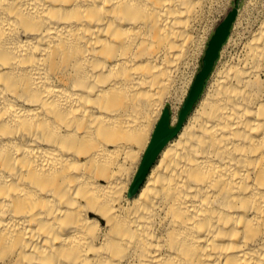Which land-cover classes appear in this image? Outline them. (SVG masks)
<instances>
[{
	"label": "bare ground",
	"instance_id": "1",
	"mask_svg": "<svg viewBox=\"0 0 264 264\" xmlns=\"http://www.w3.org/2000/svg\"><path fill=\"white\" fill-rule=\"evenodd\" d=\"M218 4L0 0V264H264V0L128 193Z\"/></svg>",
	"mask_w": 264,
	"mask_h": 264
},
{
	"label": "rangeland",
	"instance_id": "2",
	"mask_svg": "<svg viewBox=\"0 0 264 264\" xmlns=\"http://www.w3.org/2000/svg\"><path fill=\"white\" fill-rule=\"evenodd\" d=\"M238 1L239 0H220V4H218L219 7L217 6L218 7L217 8L216 6H214L213 10H211L212 12L208 14L209 17H207V19L203 23L202 28L199 29L198 47H197L196 51L194 52L193 56L191 57L188 65L184 71L182 78L180 79V85L178 87L176 100H175L177 102L174 101V103H172V102L166 103V105L162 111V114L160 116V118H161L162 115L165 113V116H166L165 117V119H166L165 120L166 121L165 126L168 130L174 132V134L171 137H169L165 141V143L177 133L182 122L188 118V116L191 114L193 109L196 107L198 101L202 98V96L206 92V90L210 84L211 75L215 71L216 67H218L219 62L223 59L225 60L229 56V54L231 52V45L229 44V38L232 36H235L236 34H239L238 32H235L234 30H232V24L234 22L235 17L238 16V13L241 12L242 7L249 2V0H242L241 3L238 4V7H236ZM235 9H236V12H235ZM253 9H251V12L254 11ZM226 23H227V25L225 27L226 28L225 29V35L215 50L214 58L210 62L207 73L204 75V77L200 81L198 92H197L196 96L194 97V99L188 105V108L184 112V114L182 115L181 120H179L180 111H181V109H182V107H183V105L187 99V96L191 90V87L193 86L197 76L201 73V71L203 70V67L205 65L204 59H205L206 51L210 47L211 41L215 37L216 33ZM201 39H202V41H201ZM177 98L179 101L177 100ZM160 118L156 122L155 127H156L157 123L160 121ZM155 127H154V129H155ZM153 132H154V130L152 131V134H153ZM150 139H151V137H150ZM150 139H149V141H150ZM149 141H148V143H149ZM148 143H147V145H148ZM147 145H146V147H147ZM146 147H145V149H146ZM144 152L141 156L140 162L138 164V168L140 166ZM158 152L156 153L152 162L150 163V165L146 169L144 176H142L140 182L138 183V185L136 187L137 189H135L136 191L138 190V187H140L143 184L145 176L147 175L151 166L154 164L155 160L158 157ZM138 168L135 171L134 178L132 180L131 185L134 182ZM131 185H130V187H131ZM130 187H129L128 193H130Z\"/></svg>",
	"mask_w": 264,
	"mask_h": 264
},
{
	"label": "water",
	"instance_id": "3",
	"mask_svg": "<svg viewBox=\"0 0 264 264\" xmlns=\"http://www.w3.org/2000/svg\"><path fill=\"white\" fill-rule=\"evenodd\" d=\"M227 23L221 28L219 29V31L216 33L215 37L212 39L210 47L208 48V50L206 51V55H205V65L203 67V70L201 71V73L197 76L193 86L191 87V90L187 96V99L180 111V117L179 120H181L182 115L184 114V112L187 110L188 105L190 104V102L194 99V97L196 96L198 89H199V85H200V81L201 79L204 77V75L207 73L209 65L211 60L214 58L215 55V50L218 46V44L222 41V38L225 35V27H226ZM165 113L162 115V117L160 118V121L157 123L154 132L151 136V139L145 149L144 155L142 157L140 166L138 168V171L136 173V177L134 179L133 184L130 187V192L136 187V185L139 183V181L141 180L142 176L144 175L146 169L148 168V166L150 165V163L152 162L154 156L156 155V153L159 151V149L161 148V146L165 143V141L172 135L174 134L173 131H170L166 128L165 126Z\"/></svg>",
	"mask_w": 264,
	"mask_h": 264
},
{
	"label": "trees",
	"instance_id": "4",
	"mask_svg": "<svg viewBox=\"0 0 264 264\" xmlns=\"http://www.w3.org/2000/svg\"><path fill=\"white\" fill-rule=\"evenodd\" d=\"M139 182H140V181H139ZM137 185H138V184H137ZM137 185H136V186H137Z\"/></svg>",
	"mask_w": 264,
	"mask_h": 264
}]
</instances>
